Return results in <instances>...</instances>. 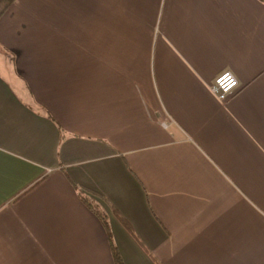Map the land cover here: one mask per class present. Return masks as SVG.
I'll list each match as a JSON object with an SVG mask.
<instances>
[{
  "label": "crops",
  "instance_id": "1",
  "mask_svg": "<svg viewBox=\"0 0 264 264\" xmlns=\"http://www.w3.org/2000/svg\"><path fill=\"white\" fill-rule=\"evenodd\" d=\"M226 72L240 87L221 101ZM77 187L103 197L83 190L124 264H264V2L15 0L0 264H115Z\"/></svg>",
  "mask_w": 264,
  "mask_h": 264
},
{
  "label": "trees",
  "instance_id": "2",
  "mask_svg": "<svg viewBox=\"0 0 264 264\" xmlns=\"http://www.w3.org/2000/svg\"><path fill=\"white\" fill-rule=\"evenodd\" d=\"M264 2V0H260ZM15 0H0V18L8 12L10 7L14 4ZM65 136L62 137L64 139ZM80 193L81 198L83 201L89 206V208L99 217L101 220L102 224L105 226L107 234L109 235V240L111 242V246L113 249V254H114V259H115V264H124L121 255L116 247V244L114 242L113 236H112V231L110 228L109 224V217L107 213L102 209V207L95 203L92 199H90L88 196H86L83 192V190H87L88 192H91L92 194L96 195L97 197L103 199V197L100 194L93 193V191L89 189H83L82 187H77ZM23 196V195H22ZM115 214L119 217V219L125 224L126 228L129 230L130 233H132L133 236L136 237L135 232L133 229L124 221V219L119 215L118 212L115 211Z\"/></svg>",
  "mask_w": 264,
  "mask_h": 264
},
{
  "label": "built area",
  "instance_id": "3",
  "mask_svg": "<svg viewBox=\"0 0 264 264\" xmlns=\"http://www.w3.org/2000/svg\"><path fill=\"white\" fill-rule=\"evenodd\" d=\"M239 87L238 78L233 73L226 72L215 79L212 85V92L219 100L226 101Z\"/></svg>",
  "mask_w": 264,
  "mask_h": 264
},
{
  "label": "rangeland",
  "instance_id": "4",
  "mask_svg": "<svg viewBox=\"0 0 264 264\" xmlns=\"http://www.w3.org/2000/svg\"><path fill=\"white\" fill-rule=\"evenodd\" d=\"M9 71H11L10 73H8V75L10 76V78H12V80L15 82V86L16 87H18V89H20V90H22L23 88L21 87V83H20V81L15 77V74L12 72V70H9ZM8 70H7V72H9Z\"/></svg>",
  "mask_w": 264,
  "mask_h": 264
}]
</instances>
